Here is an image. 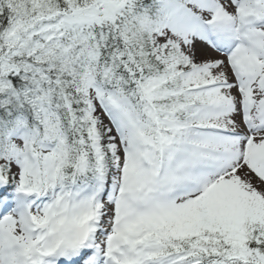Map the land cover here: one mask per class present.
<instances>
[{
	"label": "snow or ice",
	"instance_id": "6c2138e0",
	"mask_svg": "<svg viewBox=\"0 0 264 264\" xmlns=\"http://www.w3.org/2000/svg\"><path fill=\"white\" fill-rule=\"evenodd\" d=\"M0 264H264V0H0Z\"/></svg>",
	"mask_w": 264,
	"mask_h": 264
}]
</instances>
